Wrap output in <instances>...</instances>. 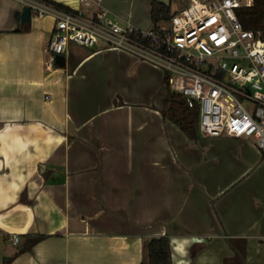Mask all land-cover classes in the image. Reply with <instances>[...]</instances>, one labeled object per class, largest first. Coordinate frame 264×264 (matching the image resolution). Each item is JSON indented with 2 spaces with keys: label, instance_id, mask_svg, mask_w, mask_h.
<instances>
[{
  "label": "crops",
  "instance_id": "0c3cea01",
  "mask_svg": "<svg viewBox=\"0 0 264 264\" xmlns=\"http://www.w3.org/2000/svg\"><path fill=\"white\" fill-rule=\"evenodd\" d=\"M150 1L102 8L147 28ZM22 10L0 0V264H141L161 236L171 264H238L229 240L241 239L245 264H264L254 163L232 176L215 138L163 118L166 78L149 64L71 43L65 65L47 68L53 20L21 25Z\"/></svg>",
  "mask_w": 264,
  "mask_h": 264
},
{
  "label": "built area",
  "instance_id": "2783aa9c",
  "mask_svg": "<svg viewBox=\"0 0 264 264\" xmlns=\"http://www.w3.org/2000/svg\"><path fill=\"white\" fill-rule=\"evenodd\" d=\"M14 1L29 8L30 18L53 20L47 68L74 43L129 55L164 78L179 75L186 82L177 94L197 110L200 136L246 140L264 160V38L237 16L252 0H187L167 22L147 28L110 17L102 0H77L71 11L47 0ZM11 242L19 237L12 235Z\"/></svg>",
  "mask_w": 264,
  "mask_h": 264
},
{
  "label": "rangeland",
  "instance_id": "374dc122",
  "mask_svg": "<svg viewBox=\"0 0 264 264\" xmlns=\"http://www.w3.org/2000/svg\"><path fill=\"white\" fill-rule=\"evenodd\" d=\"M187 0H172L171 4V11H174L176 9H179L183 7L186 4ZM168 81L169 86L165 87L167 95H164V90L160 92L161 97L159 100L162 102L166 101V106L164 107V110H160L163 118L169 119L173 121L177 126H182V121L184 118L189 119L191 122L189 124H186V129L188 131L191 130H197V118L196 114L191 112L185 104H183L185 108H187L188 114L185 115L186 111L182 112V102L179 101L177 97V91L179 88V85H182L186 82V79L179 76V75H167L166 82ZM151 85H147L143 92L148 91L151 87ZM163 87V88H164ZM171 97V98H170ZM166 98V100H164ZM170 99H172V102H170ZM160 102V103H161ZM184 103V102H183ZM172 105V107H171ZM185 125V124H184ZM226 136L216 137L214 139V143L216 144V147H218V155L221 160V163L223 164V167L226 171H229L228 174H231L232 176L239 174L242 172L247 166H249L251 163H254L252 165L250 171L249 177L257 175V177L260 178L262 183L260 184L259 188L264 185V160L263 156H258L257 153L250 147V144L241 143L235 139H227ZM208 139V138H207ZM212 139V138H209ZM264 193V191H263Z\"/></svg>",
  "mask_w": 264,
  "mask_h": 264
},
{
  "label": "trees",
  "instance_id": "16d2710c",
  "mask_svg": "<svg viewBox=\"0 0 264 264\" xmlns=\"http://www.w3.org/2000/svg\"><path fill=\"white\" fill-rule=\"evenodd\" d=\"M47 1L58 8L69 11L72 10L70 7L64 6L52 0ZM171 12L170 5H166L159 0L150 1V18L154 25L167 22L170 18ZM237 16L244 28L258 32L264 38V0H252L251 5L242 4V6H240L237 10ZM177 97L179 101L182 102L183 107L184 103L181 96L177 94ZM170 102H172V99H170ZM184 111H186L185 115H187V108L183 107L182 112ZM190 111L197 115V110ZM190 122L191 121L189 119L184 118L182 121V126L180 127L184 130H187L186 124H189ZM41 237L42 236L33 237L30 240L29 245L26 247V250H30L35 242ZM229 243L231 246L235 247L236 251L238 252L235 254V259L238 264H245V239H241L240 243L238 242V244H236L233 240H229ZM141 264H171L170 244L167 236L154 237L144 243V254Z\"/></svg>",
  "mask_w": 264,
  "mask_h": 264
},
{
  "label": "water",
  "instance_id": "95a60500",
  "mask_svg": "<svg viewBox=\"0 0 264 264\" xmlns=\"http://www.w3.org/2000/svg\"><path fill=\"white\" fill-rule=\"evenodd\" d=\"M30 19V13H29V8L25 7L23 8L21 15H20V24L23 25L26 22H28ZM55 63H57L60 66L65 65V57L63 55H57L55 57Z\"/></svg>",
  "mask_w": 264,
  "mask_h": 264
}]
</instances>
